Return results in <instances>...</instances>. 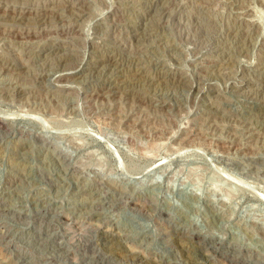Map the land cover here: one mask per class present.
<instances>
[{
	"label": "rangeland",
	"instance_id": "1",
	"mask_svg": "<svg viewBox=\"0 0 264 264\" xmlns=\"http://www.w3.org/2000/svg\"><path fill=\"white\" fill-rule=\"evenodd\" d=\"M0 117V264H264V0H0Z\"/></svg>",
	"mask_w": 264,
	"mask_h": 264
},
{
	"label": "bare ground",
	"instance_id": "2",
	"mask_svg": "<svg viewBox=\"0 0 264 264\" xmlns=\"http://www.w3.org/2000/svg\"><path fill=\"white\" fill-rule=\"evenodd\" d=\"M1 118V117H0ZM3 119V118H2ZM2 119H0V121L2 120ZM2 123V122H1Z\"/></svg>",
	"mask_w": 264,
	"mask_h": 264
}]
</instances>
